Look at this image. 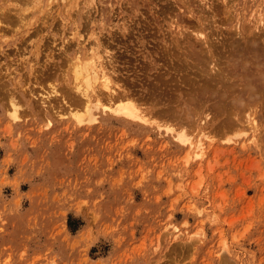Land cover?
I'll return each instance as SVG.
<instances>
[{"label": "rangeland", "instance_id": "rangeland-1", "mask_svg": "<svg viewBox=\"0 0 264 264\" xmlns=\"http://www.w3.org/2000/svg\"><path fill=\"white\" fill-rule=\"evenodd\" d=\"M0 13V264H264V0ZM91 57L150 124L114 115L102 80L85 112Z\"/></svg>", "mask_w": 264, "mask_h": 264}, {"label": "bare ground", "instance_id": "bare-ground-1", "mask_svg": "<svg viewBox=\"0 0 264 264\" xmlns=\"http://www.w3.org/2000/svg\"><path fill=\"white\" fill-rule=\"evenodd\" d=\"M25 3H26V1H25ZM49 3V2H48ZM24 12V11H23ZM7 13V12H6ZM22 13V12H21ZM0 14H2V13H0ZM4 14V13H3ZM14 14V13H13ZM5 15V14H4ZM13 16V15H12ZM19 16H21V15H19ZM23 16V15H22ZM21 16V17H22ZM4 17H6L7 18V16H3V18ZM8 17H9V15H8ZM20 18V17H19ZM5 19V18H4ZM8 19V18H7ZM10 19V20H9ZM8 20H6V22L8 21V22H10L11 21V17L9 18ZM13 19V18H12ZM14 19H16V18H14ZM16 20H20V19H16ZM21 20H23L24 21V19L23 18H21ZM20 20V22H22ZM1 21V20H0ZM2 22V21H1ZM4 22H5V20H4ZM11 22H13V21H11ZM3 23V22H2ZM2 23H0V24H2ZM22 24V23H21ZM24 26H26V23L24 24ZM194 26V25H193ZM1 27V26H0ZM195 27V26H194ZM202 29H199V31L198 32H192V33H194L196 36H195V38H197V39H199V40H197V41H199L202 45H206V48H207V50H208V48H209V46L211 47V44L210 45H208L207 44V42H206V40L208 39H206V35L201 31ZM208 36V35H207ZM188 37V36H187ZM250 42V41H249ZM252 44V43H251ZM246 45V44H245ZM230 46V45H229ZM196 48H198V47H196ZM195 48V49H196ZM200 48V47H199ZM206 48H204V50L206 49ZM186 49V48H185ZM194 49V50H195ZM211 49V48H210ZM231 49V48H230ZM232 50V49H231ZM230 50V51H231ZM255 50V49H254ZM191 51V50H190ZM200 51H201V49H200ZM229 51V52H230ZM249 51V50H248ZM189 52V51H188ZM195 52V51H194ZM210 52V51H209ZM235 52V51H234ZM240 52V51H239ZM253 52V51H252ZM187 54H189V53H187ZM198 55V54H197ZM197 55H194V56H197ZM233 55V54H232ZM231 55V56H232ZM262 55V54H261ZM185 56H186V54H185ZM190 56H192V55H190ZM217 56V55H216ZM201 56H199L198 58H200ZM218 57V56H217ZM259 57V56H258ZM263 57V56H262ZM252 58H254V60L255 59H258L259 60V58H256V56H254V57H252ZM90 59V62H84V63H79L80 64V66L78 65L76 68H77V70H76V76H77V78H78V80L80 81V83H79V81L77 80V82H78V84H77V87H76V90L79 92V94L81 95V97H83V98H85V102L84 103H82L83 104V108H84V110H85V112L90 116V117H94L95 116V110H97V105H99L100 103H99V101H98V90L96 89V87H95V85H96V83H98L100 80H102V82H101V87H102V89L106 92V95H107V97H108V99H109V101L110 100H112V101H114V100H116L117 102L115 103L114 102V108H113V111L115 112L114 113V115H120L121 117L123 116L125 119L126 118H128V119H131V120H136V122H141V123H145V124H147V123H149V120H148V118L146 117V114L144 113V111L141 109V107H139L140 105H136V103H135V100L131 97V96H129L128 94H118V92H116L117 90L116 89H114V85H111V80H110V78H109V75H108V73L106 72V71H103L101 68H100V66H99V64H97V59H98V57H94V59L93 60H91L92 59V57L91 58H89ZM202 60H203V56H202V58H201ZM205 59V58H204ZM209 59V58H208ZM217 59V58H216ZM232 59V58H231ZM196 60H198V59H196ZM233 60V59H232ZM237 60V59H236ZM239 60V59H238ZM258 60H256V61H258ZM263 60H264V58H263ZM88 61V60H87ZM207 61V60H206ZM259 62H262V61H259ZM206 63V62H205ZM218 64V63H217ZM201 65V64H200ZM205 64H203V66H204ZM211 65V64H210ZM246 65V64H245ZM255 65H258V64H255ZM254 65V66H255ZM195 66H197V65H195ZM202 66V65H201ZM241 68H242V66H241ZM206 69V68H205ZM226 69V68H225ZM237 69V68H236ZM243 69V68H242ZM220 71V70H219ZM247 71H249V70H247ZM247 71H246V73H247ZM253 71V70H252ZM222 72V71H221ZM220 72V73H221ZM250 72V71H249ZM208 73V72H207ZM251 73V72H250ZM239 74V73H238ZM260 74V73H259ZM246 77V76H245ZM255 77V76H254ZM253 79V78H252ZM223 81V80H222ZM263 82H264V80H263ZM245 85V84H244ZM251 85V84H250ZM249 86V85H248ZM257 87V86H256ZM254 88V86L252 87V89ZM1 89V88H0ZM3 89V88H2ZM249 89V88H248ZM224 90V89H223ZM231 90V89H230ZM247 90V89H246ZM264 90V89H263ZM199 91V90H198ZM257 91V90H256ZM7 92V91H6ZM209 92H211V91H209ZM218 92V91H217ZM240 92V91H239ZM93 93H94V96H93ZM100 93V92H99ZM201 93H202V90H201ZM204 93V92H203ZM216 93V92H215ZM214 93V94H215ZM219 93V92H218ZM224 93H225V90H224ZM243 93H244V91H243ZM253 93V95H251V96H256V95H259V94H256L255 93V91L253 92V91H251V94ZM255 93V94H254ZM8 94H9V92H8ZM54 94H56V93H54ZM220 94H221V92H220ZM240 94H241V92H240ZM245 94V93H244ZM198 95H199V93H198ZM238 95V94H237ZM242 95V94H241ZM227 96H229L228 94L225 96V98H227ZM251 96H250V93H248V100H250V98H251ZM8 97H9V103L11 104V106H13V107H15L16 106V100H15V98L12 96V94L11 95H8ZM209 97V96H208ZM239 97H241L240 95H239ZM244 97V96H243ZM260 97V96H259ZM98 98V99H97ZM193 98V96L191 97V99ZM253 98V100H252V102H251V104L253 103L254 104V102H257L258 100H255V98L254 97H252ZM251 98V99H252ZM258 98V97H257ZM194 99V98H193ZM224 99V98H223ZM240 99H244V100H247L246 98H239V100ZM260 99V98H259ZM99 100H101V99H99ZM243 100V101H244ZM246 101V102H243L242 103V101H237V102H239V103H242L240 106H243L244 108H246L247 107V109L250 107V102L249 101ZM95 101V104H93V102ZM195 101V100H194ZM199 101V100H198ZM199 105V104H198ZM239 106V105H238ZM110 107V106H109ZM237 107V106H236ZM110 108H112V107H110ZM109 109V108H108ZM195 109V108H194ZM104 110V109H103ZM241 110V109H240ZM252 117H250L248 114L247 115H245V122L247 123V124H251V125H254L253 124V121H255L254 119L252 120L251 119ZM127 119V120H128ZM233 126H235V124H238V120L237 119H235L233 122ZM150 124V123H149ZM178 137H180L181 138V141L184 143L185 142V137H186V135H178ZM185 144V143H184ZM191 144V143H190ZM193 146V145H192Z\"/></svg>", "mask_w": 264, "mask_h": 264}, {"label": "trees", "instance_id": "trees-1", "mask_svg": "<svg viewBox=\"0 0 264 264\" xmlns=\"http://www.w3.org/2000/svg\"><path fill=\"white\" fill-rule=\"evenodd\" d=\"M67 227L69 228L70 232H74V230L71 228L70 221L67 222Z\"/></svg>", "mask_w": 264, "mask_h": 264}]
</instances>
